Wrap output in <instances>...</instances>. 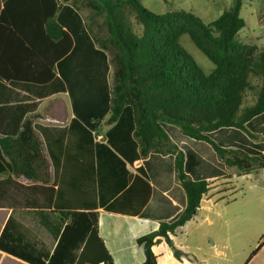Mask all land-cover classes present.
<instances>
[{"label":"trees","instance_id":"obj_1","mask_svg":"<svg viewBox=\"0 0 264 264\" xmlns=\"http://www.w3.org/2000/svg\"><path fill=\"white\" fill-rule=\"evenodd\" d=\"M60 2L82 16L85 29L94 44L107 53L111 67L109 116L104 121L111 127L102 143L95 144L97 160L105 156L109 165L121 168L124 161L145 159L151 153L174 156L175 179L185 193V207L175 220L160 222L155 231L137 238L136 244L144 252L142 264H157L152 247L161 241L180 259L182 253L170 235L197 214L209 184L194 181L186 174L184 154L171 142L164 125L175 126L182 135L208 143L217 159L237 174L264 169L262 156L223 149L208 137V133L221 128L245 130V123L264 112V48L236 40L245 27L240 16L242 0H232L231 6L210 23L183 10L157 14L140 0ZM58 8L55 0L3 3L1 81L46 86L55 79V64L72 47L70 36L56 22ZM183 35L214 65L209 74L180 46ZM248 95L253 100L244 105ZM71 122L78 126L79 144L90 145L91 133L77 121ZM4 156L9 164L2 166L1 172L9 167L14 175L36 179L47 170L30 120L22 123L16 137L0 138V160ZM14 158L20 159V164ZM136 191L138 208L133 212L139 214L150 195L149 184L139 177L115 203ZM95 209L92 202H84L79 209L62 213L69 222L56 229L57 241L49 257L32 244L8 236L6 228L0 234V250L29 264H113L99 236ZM263 245L264 236L250 257Z\"/></svg>","mask_w":264,"mask_h":264},{"label":"crops","instance_id":"obj_2","mask_svg":"<svg viewBox=\"0 0 264 264\" xmlns=\"http://www.w3.org/2000/svg\"><path fill=\"white\" fill-rule=\"evenodd\" d=\"M5 1L0 0V11ZM55 1L59 7L56 22L70 36L72 47L55 64V79L46 85L49 91L0 80V138L16 137L22 123L30 120L47 166L45 174L36 179L14 175L9 167L0 171V234L6 228L8 236L32 244L49 257L56 245V229L69 222L62 213L92 202L99 236L113 264H142L144 252L136 239L155 231L160 222L175 220L186 204L175 179L174 156L151 153L145 159L122 160L121 168L109 165L105 156L97 160L95 144L102 143L111 127L104 124L109 116L111 82L108 55L94 44L82 16L69 4ZM140 1L149 10L161 5L167 9L150 10L154 13L183 10L204 23L215 20L232 4V0ZM255 5H249L252 26L246 27L245 22L243 38L251 41L247 45L264 48V25H260L264 16H257ZM72 120L91 133L90 145L79 144L78 126ZM244 127L221 128L208 137L223 149L264 158V112ZM164 130L183 152L186 174L194 181H207L209 189L197 214L170 235L181 258L161 241L152 247L157 264H264V245L250 257L264 236V169L237 174L217 159L208 143L184 136L172 125H164ZM7 164L9 159L4 156L0 170ZM135 177L150 186L149 198L137 215L133 212L138 208L137 191L115 203ZM0 264L29 263L0 250Z\"/></svg>","mask_w":264,"mask_h":264},{"label":"rangeland","instance_id":"obj_3","mask_svg":"<svg viewBox=\"0 0 264 264\" xmlns=\"http://www.w3.org/2000/svg\"><path fill=\"white\" fill-rule=\"evenodd\" d=\"M143 2H145V0H143ZM251 3L256 4L255 7H256L257 16L259 17L264 16L263 0H242L243 8L240 13V16L243 18V20H245L247 24L246 27L248 28L252 26V17H251L252 10L249 7ZM149 8L150 10H153L155 12H158L157 10H167L165 9V6L163 5H161L157 9H154L152 7H149ZM260 25H264V21H262ZM246 29L247 28H243L242 30H240V32H238L236 36V40L240 43L249 44L251 41H249L248 39H245V37L243 38V34L247 31ZM179 44L183 49H185L193 57L195 62L198 64V66L202 69V71L205 74H209L214 69V65L194 46V44L192 43V41L187 35H183L179 39ZM36 87L39 89L38 91H41L42 93H47L49 91L48 86H36ZM252 100L253 99L251 98V96L248 95L246 98V101L244 102V105L251 103ZM64 138H66L65 135H64Z\"/></svg>","mask_w":264,"mask_h":264},{"label":"built area","instance_id":"obj_4","mask_svg":"<svg viewBox=\"0 0 264 264\" xmlns=\"http://www.w3.org/2000/svg\"><path fill=\"white\" fill-rule=\"evenodd\" d=\"M98 139H101V137L100 136H96Z\"/></svg>","mask_w":264,"mask_h":264}]
</instances>
